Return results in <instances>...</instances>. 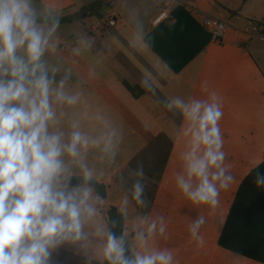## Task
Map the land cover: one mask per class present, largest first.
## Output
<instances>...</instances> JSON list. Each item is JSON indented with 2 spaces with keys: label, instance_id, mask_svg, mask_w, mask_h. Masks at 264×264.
<instances>
[{
  "label": "clouds",
  "instance_id": "9594fccd",
  "mask_svg": "<svg viewBox=\"0 0 264 264\" xmlns=\"http://www.w3.org/2000/svg\"><path fill=\"white\" fill-rule=\"evenodd\" d=\"M51 15L37 0H0V264H62L64 254L84 264H173L170 249L149 243L166 233L163 217H132L127 194L118 212L128 226L117 234L104 217L97 187L104 172L92 161L115 159L123 129L90 104L86 81L64 66L59 22ZM138 40L134 33L129 43L135 47ZM74 44L72 55L82 56L94 40L76 34ZM142 86L154 90L149 77ZM164 103L182 115L190 137L176 185L194 205L215 208L234 179L224 166L218 97ZM136 176L143 178L142 166ZM254 182L264 187V174ZM143 191L140 179L130 189L140 207L146 206ZM204 223L191 217L192 237L201 238Z\"/></svg>",
  "mask_w": 264,
  "mask_h": 264
},
{
  "label": "crops",
  "instance_id": "0c3cea01",
  "mask_svg": "<svg viewBox=\"0 0 264 264\" xmlns=\"http://www.w3.org/2000/svg\"><path fill=\"white\" fill-rule=\"evenodd\" d=\"M44 1L51 12L62 10L63 18L77 16L90 24L83 35L94 40L92 49L73 56V38L60 56L73 79L86 81L90 104L105 110L123 129L115 159L92 161L104 172L97 183L104 188V217L108 219L110 206L118 210L127 194L132 217H163L166 233L149 243L170 249L173 264H264L218 244L237 186L264 160V36L246 31L251 21L264 22V0H168L170 16L156 26L151 19L165 0H117L115 27L104 22L111 0ZM179 7L183 10L176 17L173 12ZM204 14L227 23L219 42L208 39L201 25ZM134 33L139 34L135 47L129 43ZM90 69L95 75H89ZM145 77L154 90L142 86ZM213 92L223 112L219 126L224 166L234 177L220 191L215 208L194 205L176 185L190 137L183 134L187 123L182 115L164 103L172 97L206 100ZM141 166L143 178L136 176ZM138 179L144 186V207L131 201L130 189ZM192 216L205 219L200 239L189 231ZM61 261L84 264L71 254L62 255Z\"/></svg>",
  "mask_w": 264,
  "mask_h": 264
},
{
  "label": "trees",
  "instance_id": "16d2710c",
  "mask_svg": "<svg viewBox=\"0 0 264 264\" xmlns=\"http://www.w3.org/2000/svg\"><path fill=\"white\" fill-rule=\"evenodd\" d=\"M176 9L174 16L178 17ZM207 34V33H206ZM209 39V35L207 34ZM134 91L136 88L127 85ZM257 173L264 174V160L252 168L243 178L234 194L229 210L218 238V244L237 254L264 263V187H258L254 182ZM98 191L104 197V188L97 185ZM108 219L115 225L119 233L123 227L118 210L110 206L107 210Z\"/></svg>",
  "mask_w": 264,
  "mask_h": 264
},
{
  "label": "built area",
  "instance_id": "2783aa9c",
  "mask_svg": "<svg viewBox=\"0 0 264 264\" xmlns=\"http://www.w3.org/2000/svg\"><path fill=\"white\" fill-rule=\"evenodd\" d=\"M116 1L111 0L109 2V12L104 16V22L108 27H115L119 23V19L114 12ZM168 4L169 1L165 0L158 12L153 16L151 19L152 26H156L169 18ZM201 25L213 42H219L227 28V23L223 19L206 14L201 17ZM246 31L250 36H264V22L251 21ZM60 48H64V45H61Z\"/></svg>",
  "mask_w": 264,
  "mask_h": 264
},
{
  "label": "rangeland",
  "instance_id": "374dc122",
  "mask_svg": "<svg viewBox=\"0 0 264 264\" xmlns=\"http://www.w3.org/2000/svg\"><path fill=\"white\" fill-rule=\"evenodd\" d=\"M59 1H62V0H58V2ZM47 3H48V1H47ZM37 6L41 7V8L48 9V6L46 5L44 0H37ZM107 11H108V8L103 13L106 14ZM63 12H65V11L59 10V12H55V10H53L51 12V14H52L51 19L54 22L55 21L59 22V35L62 38L61 45L67 44L68 42L71 44L70 40L75 38L76 34H84L85 29H89V26H90V24H88V22L82 21L81 17L68 16V17L63 18V16H61V14ZM97 20H98V14H97V16H95L94 21H97ZM99 27H102V24H100Z\"/></svg>",
  "mask_w": 264,
  "mask_h": 264
}]
</instances>
